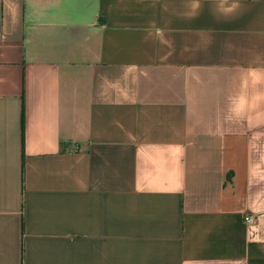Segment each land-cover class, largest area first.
Here are the masks:
<instances>
[{"label":"crops","instance_id":"1","mask_svg":"<svg viewBox=\"0 0 264 264\" xmlns=\"http://www.w3.org/2000/svg\"><path fill=\"white\" fill-rule=\"evenodd\" d=\"M0 264H264V0H0Z\"/></svg>","mask_w":264,"mask_h":264},{"label":"built area","instance_id":"2","mask_svg":"<svg viewBox=\"0 0 264 264\" xmlns=\"http://www.w3.org/2000/svg\"><path fill=\"white\" fill-rule=\"evenodd\" d=\"M246 221H247V222H250V221H251V218H250V217H247V218H246Z\"/></svg>","mask_w":264,"mask_h":264}]
</instances>
